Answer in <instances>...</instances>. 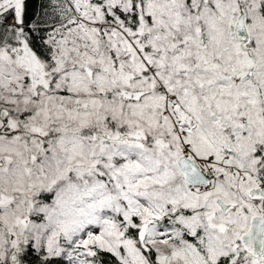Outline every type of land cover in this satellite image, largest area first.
<instances>
[{"label": "snow or ice", "instance_id": "6c2138e0", "mask_svg": "<svg viewBox=\"0 0 264 264\" xmlns=\"http://www.w3.org/2000/svg\"><path fill=\"white\" fill-rule=\"evenodd\" d=\"M0 264H264V0H0Z\"/></svg>", "mask_w": 264, "mask_h": 264}]
</instances>
